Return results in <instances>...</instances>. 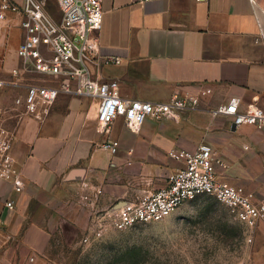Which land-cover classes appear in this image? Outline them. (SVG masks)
Here are the masks:
<instances>
[{"label": "crops", "instance_id": "obj_1", "mask_svg": "<svg viewBox=\"0 0 264 264\" xmlns=\"http://www.w3.org/2000/svg\"><path fill=\"white\" fill-rule=\"evenodd\" d=\"M103 10L100 52L118 62L99 60L94 75L118 81L125 98L196 95L199 108L149 118L139 132L118 118L109 134L119 141L116 153L101 147L107 135L87 96L63 92L39 116L22 115L12 153L25 187L17 192L0 179L1 264H23L31 253L44 264L57 241L91 229L90 212L78 204L85 191L101 188V207L155 192L181 166L173 154L202 143L225 162L221 179L264 193V128L236 127L212 112L233 97L243 108L264 107V0H103Z\"/></svg>", "mask_w": 264, "mask_h": 264}, {"label": "built area", "instance_id": "obj_2", "mask_svg": "<svg viewBox=\"0 0 264 264\" xmlns=\"http://www.w3.org/2000/svg\"><path fill=\"white\" fill-rule=\"evenodd\" d=\"M56 4L60 13L58 19L46 10L44 0H0V38H6L7 31L13 27H18L24 35L17 48L22 68H12L8 79L0 71V95L7 88L23 90L10 108L17 111V116H39L40 109L51 106L63 92L87 96L96 102L97 125L107 135L101 147L116 153L119 141L109 134L118 118L123 119L129 130L139 132L149 118L160 120L171 112L199 108L200 98L196 95L175 94L168 101L157 102L125 98L120 94L118 81L98 79L93 67L99 60L106 64L118 62V57L100 52L98 34L103 27V0H56ZM23 71L68 79L72 83L23 82ZM211 92V88L203 90V94ZM5 111L0 104V179L21 192L25 187L22 171L12 153L17 132L3 119ZM212 112L215 116L230 117L236 127L264 128V107L255 102L243 108L241 100L233 97ZM173 157L181 166L171 172L166 185L155 192L101 207L97 195H101L102 190L97 188L94 193L85 191L78 204L90 212L93 226L121 231L162 220L196 197L213 196L246 228L256 231L264 226V193L221 179L219 168L225 167V162L210 144L202 143L194 151L177 152ZM5 206L9 211L15 210V200H5ZM3 230L4 221L0 218V232ZM87 239L86 235L83 240Z\"/></svg>", "mask_w": 264, "mask_h": 264}, {"label": "rangeland", "instance_id": "obj_3", "mask_svg": "<svg viewBox=\"0 0 264 264\" xmlns=\"http://www.w3.org/2000/svg\"><path fill=\"white\" fill-rule=\"evenodd\" d=\"M44 1L46 10L58 19L56 0ZM7 34L0 39V71L8 79L12 68H22L17 48L24 35L18 27ZM23 74V82H64L36 72ZM19 93L23 90L7 88L0 95L6 110L2 117L11 128L21 118L10 110ZM86 235L87 241L81 235L57 241L44 256V264H264V227L246 228L213 196L191 199L156 222L121 231L92 225ZM37 259L31 253L23 264H39Z\"/></svg>", "mask_w": 264, "mask_h": 264}, {"label": "water", "instance_id": "obj_4", "mask_svg": "<svg viewBox=\"0 0 264 264\" xmlns=\"http://www.w3.org/2000/svg\"><path fill=\"white\" fill-rule=\"evenodd\" d=\"M235 126V125H234Z\"/></svg>", "mask_w": 264, "mask_h": 264}]
</instances>
